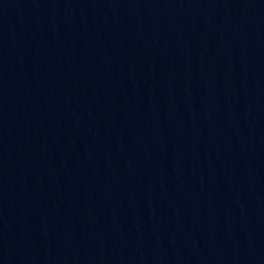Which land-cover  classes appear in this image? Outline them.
Instances as JSON below:
<instances>
[{
	"label": "water",
	"instance_id": "water-1",
	"mask_svg": "<svg viewBox=\"0 0 264 264\" xmlns=\"http://www.w3.org/2000/svg\"><path fill=\"white\" fill-rule=\"evenodd\" d=\"M264 184V0H0V264H216Z\"/></svg>",
	"mask_w": 264,
	"mask_h": 264
}]
</instances>
